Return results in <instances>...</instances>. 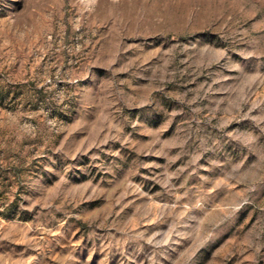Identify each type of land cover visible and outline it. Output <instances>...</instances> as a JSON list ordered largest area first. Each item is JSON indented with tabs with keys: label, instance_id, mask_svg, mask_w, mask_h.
<instances>
[{
	"label": "rangeland",
	"instance_id": "rangeland-1",
	"mask_svg": "<svg viewBox=\"0 0 264 264\" xmlns=\"http://www.w3.org/2000/svg\"><path fill=\"white\" fill-rule=\"evenodd\" d=\"M0 264H264V0H0Z\"/></svg>",
	"mask_w": 264,
	"mask_h": 264
}]
</instances>
